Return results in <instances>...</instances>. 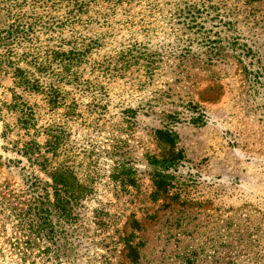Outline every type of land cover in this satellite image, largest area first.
Returning <instances> with one entry per match:
<instances>
[{
  "label": "rangeland",
  "instance_id": "rangeland-1",
  "mask_svg": "<svg viewBox=\"0 0 264 264\" xmlns=\"http://www.w3.org/2000/svg\"><path fill=\"white\" fill-rule=\"evenodd\" d=\"M0 34V210L46 178L15 146L47 131L93 187L45 255L0 214V264H128L117 231L138 264H264V0H17Z\"/></svg>",
  "mask_w": 264,
  "mask_h": 264
},
{
  "label": "trees",
  "instance_id": "trees-1",
  "mask_svg": "<svg viewBox=\"0 0 264 264\" xmlns=\"http://www.w3.org/2000/svg\"><path fill=\"white\" fill-rule=\"evenodd\" d=\"M16 1L0 0V11L2 13L9 11L10 3ZM5 39L7 36L0 34V41ZM16 76L19 77L20 74H16ZM30 87L33 91L40 89V86L36 84H31ZM30 120L31 118H27L26 114H22L16 116L14 125L23 129L26 135H30V129L34 128ZM10 129L11 125L4 122L2 131L4 140L7 139L6 136ZM45 135L43 143L32 137L15 147L17 152L24 156L31 166H36L46 178L42 179L34 173L29 174L24 191L19 195L21 201L15 202V199H10L5 203L4 200L1 201L4 210H0V214L4 215L7 210V217L12 218L15 226L10 251L12 254L21 253L22 258L25 257L26 260L35 251L38 253L41 251L42 243L45 245L56 244L60 233L67 230L74 233L78 229L86 227L82 226V222L79 220V210L84 207L83 204L93 190L90 184L80 182L70 167L60 166L57 162L59 143L57 139L59 137L53 131H47ZM16 143L18 144L17 141ZM176 160L177 156L172 158L173 162ZM101 212L102 210L98 209L92 210L91 223L95 228L105 229L110 223L109 219H106L107 216ZM137 225L138 222L133 220L132 229H136ZM134 238L133 231L124 235L117 231L115 243L122 244L128 264H138V244L135 243ZM46 252H48V247L41 251L44 255ZM56 257V254H50L48 259L53 262L57 260Z\"/></svg>",
  "mask_w": 264,
  "mask_h": 264
}]
</instances>
